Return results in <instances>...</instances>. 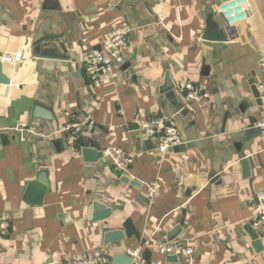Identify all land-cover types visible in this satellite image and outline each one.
Returning a JSON list of instances; mask_svg holds the SVG:
<instances>
[{"label":"crops","instance_id":"0c3cea01","mask_svg":"<svg viewBox=\"0 0 264 264\" xmlns=\"http://www.w3.org/2000/svg\"><path fill=\"white\" fill-rule=\"evenodd\" d=\"M225 1L0 0V53L22 56L2 64L0 264L94 251L132 264L127 249L147 264H264L263 230L250 223L264 189V0H248L242 39L214 13ZM121 27L125 64L94 86L81 59ZM186 82L207 100L186 103ZM68 113L92 124L75 144L60 132ZM156 116L176 123V149L161 154L139 131ZM109 147L132 159L127 174L103 155L84 162V148ZM152 183L160 192L149 199ZM173 240L192 256L158 252Z\"/></svg>","mask_w":264,"mask_h":264},{"label":"built area","instance_id":"2783aa9c","mask_svg":"<svg viewBox=\"0 0 264 264\" xmlns=\"http://www.w3.org/2000/svg\"><path fill=\"white\" fill-rule=\"evenodd\" d=\"M250 5L248 0H227L215 9V13L222 16L228 27H234L245 22L248 18ZM128 29L126 27L113 29L104 38L101 47L86 53L81 62L85 67L86 77L94 86L106 85L113 81L116 71L125 64V46L127 42ZM22 62L19 52L15 54L0 53V63L17 66ZM259 66L264 71V58L259 61ZM186 103H200L207 100L208 95L204 87L200 84L186 82L182 85ZM67 121L61 126L60 132L66 134L70 144H75L84 130H90L92 124L87 120L77 118L74 114H66ZM256 127L264 131V118L256 123ZM139 131L147 137L157 139V151L165 153L180 145L179 130L176 123L168 117L156 116L145 120L139 125ZM105 160L115 169L123 173L129 172L132 164L131 158H126L123 151L117 147H109L103 151ZM147 197L154 199L159 194L160 189L157 184L146 186ZM256 207L251 218V226L255 229L263 230L264 242V189H259L255 193ZM2 221V218H0ZM158 252L170 257H191L193 248L186 242L173 240L158 246ZM126 255L131 259L132 264H147L143 259L139 249H127ZM104 259L97 251L73 254L70 256L68 264H103ZM154 264H164L157 260Z\"/></svg>","mask_w":264,"mask_h":264},{"label":"water","instance_id":"95a60500","mask_svg":"<svg viewBox=\"0 0 264 264\" xmlns=\"http://www.w3.org/2000/svg\"><path fill=\"white\" fill-rule=\"evenodd\" d=\"M216 15L218 16V18L220 20V23L222 25L223 31H224V33H225L226 36L229 37L235 31L240 36V28H239V26H236L234 29H233V27H228L226 20L222 16H219L218 14H216ZM240 37H241L240 39H242V36H240ZM2 66L3 65L0 63V83L1 84H7L8 83L7 82L8 80L2 74ZM252 92H253V94H254L255 97H257V98L259 97V94L256 92V89L255 88H252ZM247 135L249 136V134H247ZM176 148H174V149H176ZM91 151L92 150L89 149V148H84L82 150L81 154H82V157H83L84 162L91 163V162H95V161H97V160H99V159L102 158V153H97V154H94L93 155L91 153ZM133 185H135V184H133ZM109 212H110L109 210H105L102 214H95L94 215V220H97L99 218H104ZM118 235H120V234L117 232V234H114V237L115 236H118ZM112 238H113V236L111 234H109L107 236V238H106V243H109L112 240Z\"/></svg>","mask_w":264,"mask_h":264}]
</instances>
